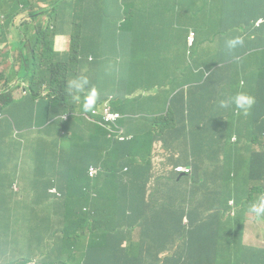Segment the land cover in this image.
I'll use <instances>...</instances> for the list:
<instances>
[{
	"label": "trees",
	"instance_id": "1",
	"mask_svg": "<svg viewBox=\"0 0 264 264\" xmlns=\"http://www.w3.org/2000/svg\"><path fill=\"white\" fill-rule=\"evenodd\" d=\"M40 2L49 3L52 16L74 12L68 52L55 50L57 31L41 22L48 10L37 9ZM200 2L0 0V46L18 51L0 74V264H244L236 246L251 232L245 226H264V219L248 218L244 204L264 197V176L242 204L233 202L235 179L173 170L208 168L217 131L247 117L235 105L221 108V100L246 92L255 98L248 115L264 114V0H212L211 10H201ZM78 4L126 11L90 26L97 39L83 44L87 25L77 24ZM135 4H156L149 25L135 23L148 15ZM144 30H152V42ZM234 36L244 44L226 49ZM96 46L98 60L80 57ZM85 69L97 81L98 100L121 113L120 127L104 126L100 115L63 118L74 112L67 81ZM15 88L24 89L22 99ZM48 96L55 102L36 123L37 101ZM48 122L67 141L66 149L55 147L66 169L51 159L46 140L33 142L26 126L47 130ZM129 123L137 132L130 142ZM29 162L38 165V176L28 175L27 186L19 175ZM251 164H264V153ZM92 168L100 169L98 178L90 176ZM54 181L60 192L68 188L61 202L67 213L59 242L48 244V226L32 208L29 190L41 202L37 195ZM79 230L92 238L75 250L72 243L84 239L74 235Z\"/></svg>",
	"mask_w": 264,
	"mask_h": 264
},
{
	"label": "crops",
	"instance_id": "2",
	"mask_svg": "<svg viewBox=\"0 0 264 264\" xmlns=\"http://www.w3.org/2000/svg\"><path fill=\"white\" fill-rule=\"evenodd\" d=\"M211 1L212 0H201L200 9L211 10ZM215 4H219V0H215ZM41 5L46 6L44 3H41ZM127 5L131 6L133 4ZM135 5L140 7L141 11L148 14L144 17L139 16L135 18V23L149 25V12L156 4ZM123 11H126V7L122 9L120 5L116 4H78L77 24L87 25V28H84L81 32L83 44H89L97 39L94 29L90 28V26L114 22V19L110 20L109 16L116 15ZM73 17L74 12L70 11L68 16H60L56 20L58 25V35L55 38V49L57 52L64 53L69 49V36L73 28ZM143 36L148 43L152 42V30H144ZM97 50L98 46H96L93 52L86 53L80 57H82L84 61L98 60V57L96 56ZM81 73L86 74L89 77L90 83L98 89L97 81L87 69L83 70ZM24 94L25 92L19 93V88H15V98L22 99ZM37 102L40 103V101ZM77 113L78 116H81L82 112L77 111ZM32 120L36 123H43L44 121L42 120L41 122H38V114H36L35 118ZM26 126L32 136L33 142H38L39 139L46 140L48 142V154L51 159L61 169H66L56 158V155L58 154V151L55 148L56 145H61L64 149L67 148L66 139H61L62 132L59 130V126L56 123L51 124L48 122L47 132L35 127L29 128L28 125ZM126 127L132 132V134L137 133L134 130V124L130 125L129 123ZM159 150L160 146H157L156 152ZM257 153H264V114L259 116L247 115L244 120L233 121L229 126L217 131L211 142L212 162H210V166L208 168L202 167L201 169H196V167H194L192 169L193 172L199 170L203 178H213L217 174H222L229 182H232V179H235L236 195L242 199L241 202L236 201V203H242L251 191V185L248 180L254 177L252 168L255 167L254 164H251V158ZM28 166L30 169L26 168L25 171L22 172L23 176L20 181L21 184L27 186L28 175L31 177L38 176L36 170L38 165L29 162ZM234 167L236 175H233V177L230 178L229 173L234 174V172H232ZM54 186L59 190L57 182L54 181L48 189H45L42 193L37 195V198L41 202L35 200V192L29 190L31 193V203L34 206L32 208L36 210L40 219L48 226V244H53L55 241L59 242L64 228V217L67 213V209L61 204V202L63 201L64 193L68 194V188L64 187L62 192L59 190L58 196L55 197L49 192ZM248 218H252V216L248 215ZM262 223L263 222H260L257 227L260 228L263 226ZM79 234H82L84 238H89L87 231L79 230L74 235L79 236ZM251 234V232L249 234L246 232L244 239L236 246L240 251L241 260L244 264H264V248L254 236H251ZM261 240L264 242V237ZM81 242L77 243L76 249H80ZM66 246L71 247L70 245Z\"/></svg>",
	"mask_w": 264,
	"mask_h": 264
},
{
	"label": "clouds",
	"instance_id": "3",
	"mask_svg": "<svg viewBox=\"0 0 264 264\" xmlns=\"http://www.w3.org/2000/svg\"><path fill=\"white\" fill-rule=\"evenodd\" d=\"M41 3L46 4V6H42ZM43 8L48 10V12L42 13V15L40 16L41 22L43 23L51 22L52 26H55V29L57 31L54 37V48H55V38L58 35V28H57L58 25L56 23V20L60 16H52V14L49 13V3L40 2V4H38L37 9L40 10ZM70 11L64 12L61 16H68ZM46 15H49L48 21L43 19V17ZM72 25H73V22H72ZM72 31H73V28H72ZM72 31L70 32V34L72 33ZM243 44H244V38L242 36L229 37L225 40V47L228 50H234L237 47L242 46ZM3 45L9 46V49L6 50L5 52L6 56L11 57L12 53L17 52V55L15 57L17 58L18 51L12 49L10 43H3L0 46V48ZM13 62L14 60H12V62L10 63V66ZM9 68L6 71H0V74L7 72ZM66 89L70 93V102H72L71 106L73 107L74 112L66 114V116L63 117L64 119H67L68 115H78L77 111H81L82 112L81 116H84L87 118H90L92 116H98V115L102 116V119H103L102 124L108 128L120 127L121 113L116 108H114V106H111L108 102L106 101L101 102L98 100V95H99L98 89L94 85H92V83H90L89 77L86 74L80 73L70 78L67 81ZM45 93L47 96L48 92H45ZM76 102L78 103V106ZM254 103H255V98L251 96L250 94L246 92H236L232 96L221 100L219 102V106L221 108L226 109V108H229L231 105H235V107L239 109L244 115H248ZM38 129L44 130L46 132L48 131V129L45 130L44 128H38ZM120 129L121 130H119V133H123L125 131V128H120ZM134 137H135V134H131L128 137V141L129 142L132 141ZM173 171H174L173 174L175 176H185V177L190 176L194 173L193 169L189 167H178V168H175ZM49 192L51 195L55 197L58 196V189L55 186L51 188ZM249 211L253 213L257 219H264V197L253 202L250 205Z\"/></svg>",
	"mask_w": 264,
	"mask_h": 264
},
{
	"label": "rangeland",
	"instance_id": "4",
	"mask_svg": "<svg viewBox=\"0 0 264 264\" xmlns=\"http://www.w3.org/2000/svg\"><path fill=\"white\" fill-rule=\"evenodd\" d=\"M46 17V19H45ZM44 20H49V15H46L43 17ZM9 49V46L8 45H3L1 48H0V71H6L9 66H10V63L12 62V60H14V58L16 57L17 55V52H14L11 54V57L9 56H6L5 55V52L6 50ZM17 83V82H16ZM24 92V89L23 88H19V93H23ZM44 96H46V93H44ZM55 101L51 99V97L48 96L45 97L42 101H40L39 103V107H38V111L40 112L38 114V122L42 121V120H45L46 117H47V110L51 107L52 103H54ZM77 106H78V103L76 102ZM107 154L105 153L104 156H106ZM80 157H78V159H80ZM251 170V169H250ZM252 172L254 174V177L249 179L248 182L250 183L251 185V194L253 193V189L255 188V186H257V182L260 181V177L264 176V164H261V165H258V166H255L254 168H252ZM234 174L232 173H229V177H233ZM23 175L20 174L19 177L21 178ZM248 199L250 200V195L248 197ZM260 199V198H259ZM241 198L237 195H235L233 197V202L237 201V202H241ZM257 200L255 199H251V203H245L244 205H248V209L246 211L247 214L251 215L253 213H251L249 211V208H250V205L255 202ZM242 204H243V201H242ZM85 209H82V212H84ZM252 216V219H255L256 217H253ZM245 230L246 231H251V236H254L257 241L260 243V245L264 248V242H262V238L264 237V226H261L260 228L258 227H255V226H252V225H246L245 226ZM92 238V237H90ZM90 238H84L83 241L81 242L80 244V248H86L88 246V243H89V239ZM72 246L76 249L77 247V243L74 241L72 243Z\"/></svg>",
	"mask_w": 264,
	"mask_h": 264
},
{
	"label": "built area",
	"instance_id": "5",
	"mask_svg": "<svg viewBox=\"0 0 264 264\" xmlns=\"http://www.w3.org/2000/svg\"><path fill=\"white\" fill-rule=\"evenodd\" d=\"M90 176H96L97 178L101 175L100 169H90Z\"/></svg>",
	"mask_w": 264,
	"mask_h": 264
}]
</instances>
